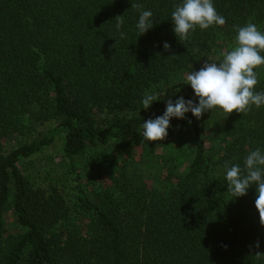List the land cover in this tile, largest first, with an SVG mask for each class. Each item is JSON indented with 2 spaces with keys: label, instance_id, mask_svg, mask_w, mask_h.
<instances>
[{
  "label": "trees",
  "instance_id": "obj_1",
  "mask_svg": "<svg viewBox=\"0 0 264 264\" xmlns=\"http://www.w3.org/2000/svg\"><path fill=\"white\" fill-rule=\"evenodd\" d=\"M179 3L0 0V264H264L256 186L232 198L225 179L264 151V106L188 112L190 142L166 154L142 135L167 99L198 102L186 77L231 51L221 43L234 25L264 31V0H213L225 25L184 42L171 20ZM142 10L154 27L137 36ZM145 92L162 94L147 110ZM57 137L68 188L21 167Z\"/></svg>",
  "mask_w": 264,
  "mask_h": 264
},
{
  "label": "clouds",
  "instance_id": "obj_2",
  "mask_svg": "<svg viewBox=\"0 0 264 264\" xmlns=\"http://www.w3.org/2000/svg\"><path fill=\"white\" fill-rule=\"evenodd\" d=\"M132 8L141 10L143 5L133 3ZM153 13L150 10L139 12L136 23L137 36L145 34L154 27ZM174 33L180 42L191 39L197 27L207 30L210 26H223L226 23L213 4V0H182L171 13ZM125 21L118 16L116 28L121 29ZM237 35L236 45L231 51L222 52L216 61L205 60L198 71H191L186 82L193 90L198 102L179 96L165 101L162 115L149 118L142 123L143 138L148 142L163 141L168 136L172 118L186 119L185 114L191 112L199 120L206 112L219 108L226 117L234 111L248 114L253 107L264 106V91H257L259 83L256 69L264 65V31L254 23L244 26H233ZM123 35V33H121ZM164 50L170 49L168 42L163 43ZM162 94L145 92L141 101L142 108L147 110L158 101ZM191 123V121H188ZM227 190L232 198L247 194L250 186H256L255 207L258 210L260 224L264 226V151L260 148L252 150L244 159V167L233 164L226 169ZM225 247H227L225 245ZM259 248V241L255 242ZM259 254V252H257Z\"/></svg>",
  "mask_w": 264,
  "mask_h": 264
},
{
  "label": "rangeland",
  "instance_id": "obj_3",
  "mask_svg": "<svg viewBox=\"0 0 264 264\" xmlns=\"http://www.w3.org/2000/svg\"><path fill=\"white\" fill-rule=\"evenodd\" d=\"M236 45V40L230 39L221 43V46H228L232 50ZM263 67L257 69L258 77L263 75ZM182 123V127H179ZM171 127L168 129V136L163 141L152 142L153 150L156 155L166 154L171 148L180 144H185L189 140V133L187 126L182 119H171ZM48 126H51L48 125ZM47 127V126H46ZM171 129V130H170ZM171 134V135H170ZM182 146V145H181ZM22 170L30 181L46 185L52 183L58 186H71V182L67 177L66 165L61 157V139H57L50 145L42 149V151L30 159L21 162ZM13 214L11 212L6 214V221L12 222Z\"/></svg>",
  "mask_w": 264,
  "mask_h": 264
}]
</instances>
